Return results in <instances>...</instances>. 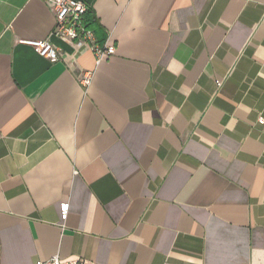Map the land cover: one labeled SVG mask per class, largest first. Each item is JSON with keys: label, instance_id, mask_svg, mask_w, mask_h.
Returning a JSON list of instances; mask_svg holds the SVG:
<instances>
[{"label": "crops", "instance_id": "0c3cea01", "mask_svg": "<svg viewBox=\"0 0 264 264\" xmlns=\"http://www.w3.org/2000/svg\"><path fill=\"white\" fill-rule=\"evenodd\" d=\"M83 1L0 0V264H264V0Z\"/></svg>", "mask_w": 264, "mask_h": 264}, {"label": "built area", "instance_id": "2783aa9c", "mask_svg": "<svg viewBox=\"0 0 264 264\" xmlns=\"http://www.w3.org/2000/svg\"><path fill=\"white\" fill-rule=\"evenodd\" d=\"M49 7L55 12L56 26L51 35L58 40L67 39L77 49H86L95 57L96 67L114 57L117 47L111 38H107L103 45H100L94 32L87 30L82 24L83 16L89 11V7L83 0H46ZM33 47L41 56L56 63L60 60V54L50 40L24 42ZM95 71L87 72L81 79L82 85L89 87L94 79ZM61 220L67 222L70 212V204L63 203L60 206ZM35 264H82L79 261L63 262L59 257L47 261H38Z\"/></svg>", "mask_w": 264, "mask_h": 264}, {"label": "trees", "instance_id": "16d2710c", "mask_svg": "<svg viewBox=\"0 0 264 264\" xmlns=\"http://www.w3.org/2000/svg\"><path fill=\"white\" fill-rule=\"evenodd\" d=\"M82 24L83 26L87 29L90 30L92 32H94L97 41L100 45H103L107 38L104 39H99L98 35L100 33V29H99V23L98 20L95 18L93 12L89 9V11L83 16L82 18Z\"/></svg>", "mask_w": 264, "mask_h": 264}]
</instances>
